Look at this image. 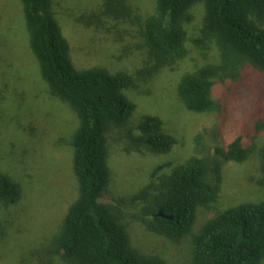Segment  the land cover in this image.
Wrapping results in <instances>:
<instances>
[{
  "label": "rangeland",
  "instance_id": "374dc122",
  "mask_svg": "<svg viewBox=\"0 0 264 264\" xmlns=\"http://www.w3.org/2000/svg\"><path fill=\"white\" fill-rule=\"evenodd\" d=\"M78 69L105 68L133 77L126 96L135 103L132 119L110 126L107 133L110 181L101 201L113 207L126 224L132 246L169 264H192L193 235L200 225L223 209L240 202L264 200L259 149L240 163L222 166L220 194L209 208H200L192 231L172 241L149 231L158 177L170 172L194 153V137L202 135L198 156L213 178L215 149L231 140L239 126L250 123L246 110L254 97L252 84L264 89V80L249 66L220 71L213 87L214 108L195 113L182 104L177 85L183 74L221 63L214 41L202 33L204 6L196 3L192 20L184 24L187 55L159 63L143 38L144 20L157 0H50ZM258 74V73H257ZM264 76V75H263ZM143 115L159 117L176 138L168 153L133 150L129 132ZM78 127L75 111L51 94L29 47V35L19 0H0V172L21 188L20 200L0 203V264H72L54 254L53 242L61 223L78 196L73 171V137ZM164 165L158 171V166ZM153 192V193H152ZM152 193V195H151Z\"/></svg>",
  "mask_w": 264,
  "mask_h": 264
},
{
  "label": "trees",
  "instance_id": "16d2710c",
  "mask_svg": "<svg viewBox=\"0 0 264 264\" xmlns=\"http://www.w3.org/2000/svg\"><path fill=\"white\" fill-rule=\"evenodd\" d=\"M19 1L43 79L51 94L70 105L78 118L73 137L78 196L54 238L52 252L72 264H169L133 247L122 217L101 201L110 181L107 133L111 125L124 126L134 115L136 105L124 93L133 87V77L100 67L78 69L51 12V1ZM196 3L204 6L202 33L216 44L221 63L186 72L177 92L187 110L203 113L214 108L213 87L220 71L249 66L264 80V0H157L142 34L159 63L187 55L184 24L192 20L190 9ZM251 86L254 97L246 110L250 123H242L229 142L215 149L213 178L197 155L203 150L200 133L194 137V153L158 177L155 199L148 202L153 216L144 223L149 231L172 241L188 235L198 210L209 209L219 198L223 164L243 162L255 150L264 133V89ZM134 128L137 132H129V141L135 151L168 153L177 141L157 116L143 115ZM259 153L264 178V147ZM21 196L20 185L0 172V203L15 204ZM159 210L174 218L155 216ZM193 244L192 264H264V200L240 202L216 213L200 225Z\"/></svg>",
  "mask_w": 264,
  "mask_h": 264
},
{
  "label": "water",
  "instance_id": "95a60500",
  "mask_svg": "<svg viewBox=\"0 0 264 264\" xmlns=\"http://www.w3.org/2000/svg\"><path fill=\"white\" fill-rule=\"evenodd\" d=\"M155 216L162 217V218L169 219V220H172L174 218V215L172 213L168 214V213L163 212L162 210H159L158 212H156Z\"/></svg>",
  "mask_w": 264,
  "mask_h": 264
}]
</instances>
